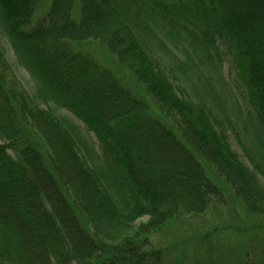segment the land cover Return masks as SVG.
Returning <instances> with one entry per match:
<instances>
[{"label": "trees", "instance_id": "obj_1", "mask_svg": "<svg viewBox=\"0 0 264 264\" xmlns=\"http://www.w3.org/2000/svg\"><path fill=\"white\" fill-rule=\"evenodd\" d=\"M74 1L33 28L39 0H0V70L14 74L11 53L34 84L0 77V264H169L147 236L223 203L205 164L264 215V0H81L79 22ZM88 40L119 55L173 130L66 44Z\"/></svg>", "mask_w": 264, "mask_h": 264}, {"label": "rangeland", "instance_id": "obj_2", "mask_svg": "<svg viewBox=\"0 0 264 264\" xmlns=\"http://www.w3.org/2000/svg\"><path fill=\"white\" fill-rule=\"evenodd\" d=\"M54 0H39L30 27H35L48 15ZM71 18L80 21L81 0H75ZM66 44L76 54L89 58L100 70L110 73L122 86L128 90L143 105H148L152 114L170 130L174 129L173 120L165 121L162 112L146 87L139 82L133 73L119 58V55L105 44L88 40L83 42L66 41ZM10 62L14 65V74L10 71L0 73L1 82L9 89L18 85L19 91L33 93L34 84L26 71L17 67L14 57L8 53ZM224 73L228 79L235 77L231 66L226 64ZM240 85V84H239ZM241 86V85H240ZM23 91H22V90ZM62 113V112H61ZM68 117L76 119L66 113ZM79 122V120L77 119ZM80 123V122H79ZM83 126V125H82ZM27 127V126H26ZM31 143L43 156L48 150L43 140L36 132L30 130ZM232 148L248 163L243 152L232 136ZM96 140L95 138L93 141ZM95 142V141H94ZM41 156V157H43ZM204 163V161L202 162ZM206 173L223 193V203L214 202L208 212L201 216H181L168 221L161 229L152 231L147 236L149 246L147 251H160L165 254L169 264H196L198 261L221 264H264V215H255L248 211L244 201L236 194L233 187L227 183L213 166L206 165ZM85 221V219L83 218ZM149 224V218L144 217L137 222L138 231Z\"/></svg>", "mask_w": 264, "mask_h": 264}]
</instances>
